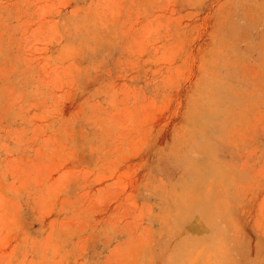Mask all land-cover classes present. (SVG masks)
<instances>
[{"label":"rangeland","instance_id":"rangeland-1","mask_svg":"<svg viewBox=\"0 0 264 264\" xmlns=\"http://www.w3.org/2000/svg\"><path fill=\"white\" fill-rule=\"evenodd\" d=\"M0 264H264V0H0Z\"/></svg>","mask_w":264,"mask_h":264},{"label":"bare ground","instance_id":"bare-ground-1","mask_svg":"<svg viewBox=\"0 0 264 264\" xmlns=\"http://www.w3.org/2000/svg\"><path fill=\"white\" fill-rule=\"evenodd\" d=\"M196 168L197 167H193V171L196 172V175H197V177H199V179H202V178H208L210 176V174L213 172L212 170L215 168V166H212L210 168H207L206 166L205 167L201 166L200 168H197V169ZM201 168H202V170H201ZM209 196L210 195H206V196L203 195L202 197L198 196L197 198H195V196H192L191 200H188L189 202L187 205L199 203V204H196V205L188 208L189 209V212H188L189 217H191L193 219L194 216L199 215L200 212H198V210L202 207L201 206L202 201L203 200H209L210 201L211 199ZM197 206H199V209L196 208ZM203 237H205V236L203 235ZM193 251H195V250L194 249L190 250V252H193Z\"/></svg>","mask_w":264,"mask_h":264}]
</instances>
